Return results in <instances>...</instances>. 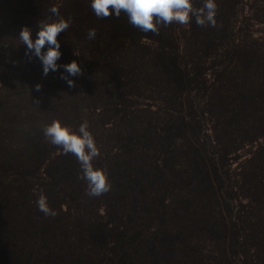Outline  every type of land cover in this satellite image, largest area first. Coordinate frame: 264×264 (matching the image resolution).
Wrapping results in <instances>:
<instances>
[{
	"label": "rangeland",
	"instance_id": "1",
	"mask_svg": "<svg viewBox=\"0 0 264 264\" xmlns=\"http://www.w3.org/2000/svg\"><path fill=\"white\" fill-rule=\"evenodd\" d=\"M21 19L33 20L30 35L25 24H17ZM11 28L35 35L30 41L26 36L20 40ZM15 39L18 47L20 41L22 48L26 41L31 49L38 47L39 61L31 62L19 50L18 55L10 53ZM58 47L63 61L71 64L73 79L93 80L96 86L101 80L105 83L102 89L118 109L105 119V126L121 125L138 109L164 115L157 143L160 151L151 149V192H156L157 181L179 189L174 194L171 190L151 194V218H159L151 225L148 240L138 236L139 224L126 236V224H114L101 209L98 232L90 234L95 251H100L94 264H264V206L254 209L253 193L246 198L256 185L264 184V156L251 161L243 154L248 136H241L249 129L252 135L264 129V0H0V95L12 80L18 83L28 75V66L42 68L46 80L62 73L54 53ZM144 69L146 84H137L134 79ZM154 74L171 85L179 106L169 109L159 100L142 96L145 86L155 80ZM110 82L114 93L108 92ZM97 107L96 101L91 108L97 111ZM218 116H223L225 130L232 127L239 138L227 131L230 147L220 160L223 167L214 160L206 164L216 183L213 202L204 199L202 192L201 199L184 204L181 200L190 193L180 191L182 182H176L180 177L176 172L186 171V164L170 173L174 181L164 175L162 166L185 157L181 148L189 140L215 134ZM8 126L0 125V178L41 170L42 165L28 166L12 157L17 140L25 139L12 124ZM21 145L17 157H27ZM31 148L36 150L38 144ZM63 151L57 146L50 155L55 158ZM35 154L31 158L39 159ZM216 171L228 173L238 190L235 199L244 201L235 208L248 224L240 230L241 236H232ZM58 192L62 201L70 200L63 190ZM169 201L171 205H165ZM3 243L1 228L0 264H17L3 259L12 255Z\"/></svg>",
	"mask_w": 264,
	"mask_h": 264
},
{
	"label": "trees",
	"instance_id": "2",
	"mask_svg": "<svg viewBox=\"0 0 264 264\" xmlns=\"http://www.w3.org/2000/svg\"><path fill=\"white\" fill-rule=\"evenodd\" d=\"M21 20L17 24L22 22L29 32L33 20ZM11 30L20 40L26 36L30 41L35 35L29 36V32L27 36L14 28ZM21 44L20 41L18 47L16 40V46H9V52L18 55L19 50L21 56L31 62L39 61L38 47L31 49L27 41L24 48ZM61 52L59 47L54 51L58 53L57 68L62 72L55 73L54 79L42 78L43 69L39 66H28L25 69L28 75L18 83L11 81V89L15 88L13 92L8 87L0 95V125L10 127L12 124L25 139V142L17 140L19 143L14 145L17 151L12 157L28 166L42 165L41 170L35 173L0 178V229L4 235V246L12 251V255L3 256L7 262L11 259L17 264H26L27 260L29 264H94L100 251H95L90 234L98 232V224L103 217L101 209L114 224H126L123 231L126 236L132 235L131 227L139 224L142 231L138 236L141 241L148 240L151 238V225L156 224L159 218H151V194L170 190L174 194L178 189L171 183L165 185L164 181H157L154 185L156 192H151V149L160 151L157 143L164 115L154 116L150 109H138L128 114L121 125L105 126V121L116 115L118 110L102 89L105 83L101 80V84L96 86L97 82L93 80L73 79L71 64L68 60L63 61ZM144 72L145 69L134 79L137 84L140 81L146 84ZM152 76L155 80L145 86L144 95L136 94L149 100H159L169 109L179 106L181 102L171 85L161 75ZM115 89L110 82L108 92L114 93ZM96 101L97 111L91 108ZM217 119L215 134L189 140V145L181 148L185 157L167 161V166H162L164 175L174 181L170 173L186 164V171L176 172L177 177L180 176L176 182H182L180 191L190 193L181 200L184 204L198 201L202 192H205L204 199L208 197L213 202L216 183L206 164L214 160L223 167L220 160L230 147L227 131L239 138L232 127L225 130L223 116ZM252 132L249 129L241 135L248 136L243 139L244 146L247 145L243 154L258 162L261 155L264 156V129H258L256 135ZM21 142L27 157H17ZM33 144H38L36 150H32ZM57 146L63 147L64 151L55 158L51 157L50 153ZM39 148L42 153L36 152ZM34 154L39 155V159H32ZM214 175L228 207L232 236H241L240 230H245L248 224L236 215L235 208L238 202L244 204V201L235 199L238 190L230 183L228 173L216 171ZM253 184L256 185L255 182ZM59 189L68 194L70 200L62 201ZM252 193L255 195L254 209L258 210L264 206V184L256 185L246 198ZM165 205H171V202Z\"/></svg>",
	"mask_w": 264,
	"mask_h": 264
}]
</instances>
